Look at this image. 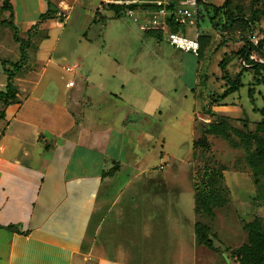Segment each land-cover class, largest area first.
I'll return each instance as SVG.
<instances>
[{
	"label": "rangeland",
	"instance_id": "obj_1",
	"mask_svg": "<svg viewBox=\"0 0 264 264\" xmlns=\"http://www.w3.org/2000/svg\"><path fill=\"white\" fill-rule=\"evenodd\" d=\"M51 2L67 10L69 18L64 25L67 31L73 30L81 38L88 32L89 44L93 45H89L91 50L81 51L87 62L105 56L128 60L121 65L119 73L126 77L133 95L151 102L160 98L162 110L155 144L144 142L130 149L122 162L114 161L109 181L98 193L84 249L88 251L96 240L105 251L122 253L124 258L121 259L136 264H228L226 257L230 264H239V248L248 241V222L258 217L264 228V166L258 172L241 145L234 147L228 139L216 134L206 135L209 150L194 149L193 142L204 136L210 116L207 115V119L198 115L201 99L196 98L194 107L195 99L181 81L192 84L200 61L197 57L201 59L200 82L195 92L199 97L207 92L208 78L220 80L227 74L228 78L235 79L234 70L241 69V48L247 36L254 31L259 38L264 37V0H231L230 15L225 14L224 7H211V12L204 13L199 20L198 29L207 33L201 51L195 55L197 57L190 56V60L164 38H156L150 32L146 35L125 13L116 16L106 0ZM32 3L33 0H29L28 6ZM215 3L220 6L222 1ZM13 4L14 12L23 16V0ZM102 8L104 10H100ZM1 18L0 14V21ZM27 23L28 20L22 19L20 29H25ZM46 24L53 32L60 28L54 25V20ZM3 28L6 35L11 34L9 27L4 25ZM197 31L196 25H190L185 34L195 38ZM63 40L57 43L54 35L42 46L54 45L60 51ZM8 52L9 60H20L19 44L10 45ZM135 59L141 62L138 64ZM150 61L160 65L159 69L150 71ZM179 61L182 66L187 65L188 71L184 67L181 81L179 78L174 81L172 73ZM69 73L62 72L66 76ZM263 74V69L244 72L245 84L238 92L246 109L230 114L242 119V122L231 121L232 125L244 128L247 123V127L254 129L262 119L261 113L252 106L264 105V83L250 85L248 81L253 82L254 77L257 82H264ZM250 86H253L252 95H249ZM208 107L211 108L207 106L202 110L210 111ZM233 138L239 140L234 134ZM252 148L255 150L256 145ZM207 164L221 165L224 173L222 196L220 203L213 206V216L195 210L194 184L203 183L202 174ZM198 221L210 227L214 249L199 244L195 230ZM95 263L96 258H93L89 264Z\"/></svg>",
	"mask_w": 264,
	"mask_h": 264
},
{
	"label": "crops",
	"instance_id": "obj_2",
	"mask_svg": "<svg viewBox=\"0 0 264 264\" xmlns=\"http://www.w3.org/2000/svg\"><path fill=\"white\" fill-rule=\"evenodd\" d=\"M28 1L23 0L24 15L20 16L14 12L13 2L17 0H10L19 36L27 45L23 66L13 78L17 98L7 105L0 102V112H4L0 118V264H89L93 258L95 264H136L121 259L122 253L105 251L96 240L86 251L84 242L98 193L109 181L111 174L106 173L114 161L122 162L130 149L144 142L155 144L162 111L160 98L151 102L133 95L126 77L119 73L126 59L105 56L87 62L81 51L91 50V38L87 31L81 38L75 31L66 30L69 14L65 22H57V12L63 6L54 2L55 15L41 21L49 0H33L31 6ZM4 2L0 0V8ZM0 14L1 19L9 18L7 10ZM22 19L28 20L25 29H20ZM48 20L60 26L57 32L50 31ZM4 25L10 28L0 25V89L8 81L2 61H10L6 57L10 45L20 47L13 30L10 28L11 34L6 35ZM199 25L200 21L197 30L205 37L207 33L200 31ZM54 35L57 43L64 38L60 51L54 45L42 46ZM182 54L188 59L197 57ZM197 58L200 61L192 84L180 80L184 67L188 71L180 61L173 69L174 81L179 78L191 91L194 107L201 99L198 115H209L208 122L215 114L242 122L233 115L239 110L245 112L238 91L245 84L242 76L248 70H234L241 73L242 85L222 98L218 96L229 86L228 80L224 76L220 80L208 78L207 92L201 98L195 93L200 82L201 59ZM148 63L152 72L160 67ZM67 66L74 68L68 71ZM63 71L70 73L66 76ZM70 79L74 84L66 86ZM253 79L248 84L264 83ZM252 89L250 86L249 95ZM207 106L211 114L202 110ZM261 107L252 109L259 111Z\"/></svg>",
	"mask_w": 264,
	"mask_h": 264
},
{
	"label": "trees",
	"instance_id": "obj_3",
	"mask_svg": "<svg viewBox=\"0 0 264 264\" xmlns=\"http://www.w3.org/2000/svg\"><path fill=\"white\" fill-rule=\"evenodd\" d=\"M49 7L45 13L40 15V20H45L48 18H52L54 12L57 9V6L52 4L49 0ZM231 3V0H223L220 6H217L216 3L213 1L211 5L207 7L208 13L211 12V7L213 9L216 8H225V14H228V7ZM143 6L153 7V5L149 2H145L142 4ZM111 8L115 11L116 16H120L124 13V10L128 5L126 4H118L110 2ZM130 6V5H129ZM133 7H135L133 5ZM7 10L9 11V18L1 19L2 24H7L13 30L14 39L20 42V51H21V58L18 61H8L3 60L4 70L8 74V81L4 89H0V102L4 105L11 103L17 98L16 95V88L13 82V78L15 77L16 73L21 69L23 63L25 61V48L27 45V41L24 38L19 36V30L13 20V6L10 0H5L4 5L0 8V12ZM203 16V15H202ZM213 20V16H211V21ZM252 21V20H251ZM169 29L171 31L181 32L184 33L186 31V27L183 24L178 22H171ZM150 32L151 35L159 38H163V31L160 29H150L146 30ZM200 41V51L202 47V43L204 40L203 34L199 35ZM259 47L261 50V54L264 56V37L259 39ZM199 51V52H200ZM249 51L247 42L244 43V46L241 48V57L242 60L246 53ZM9 64V67L7 66ZM250 69H263L264 70V63L261 62H254L252 66H242L241 71L250 70ZM241 73L236 74L235 79L228 78L227 74L224 75L227 78L229 86L225 89V91L219 95V98H222L228 95L231 92H234L240 88L242 85L241 81ZM264 75V74H263ZM264 98V95H263ZM207 112H210L211 109L207 108ZM259 112L262 115V119L259 120L255 128L247 127V123L245 124L244 128L237 127L231 124V121L224 116H218L217 114L214 115V119L210 122H207V125L204 129V136L194 140L193 147L194 149L202 148L204 150L210 149V141L207 138V134H216L222 136L234 146H242L246 152L248 161L252 164L257 166V171L261 172L264 166V105L259 108ZM4 116V112H0V118ZM247 128V129H245ZM233 134L236 135L239 140H235L233 138ZM253 144L256 145V149L253 150ZM113 170H110L106 174L112 173ZM198 176V174H197ZM203 176V183L201 185L194 184L196 188L195 193V210L198 213L207 214L209 216L214 215V208L213 206L216 204L218 205L219 199L222 196V182L224 179L223 167L219 165L218 167H213L210 165H206L204 168ZM249 228L248 234V241L239 248V264H264V228L262 226L261 221L256 217L252 221L248 222L247 224ZM196 236L199 244L208 247L209 249H214V245L210 239V227L198 221L195 225Z\"/></svg>",
	"mask_w": 264,
	"mask_h": 264
},
{
	"label": "built area",
	"instance_id": "obj_4",
	"mask_svg": "<svg viewBox=\"0 0 264 264\" xmlns=\"http://www.w3.org/2000/svg\"><path fill=\"white\" fill-rule=\"evenodd\" d=\"M109 3H118L128 5L124 13L130 16L144 30L160 29L163 31V38L174 48L186 53L198 55L200 51V32L197 31V37H189L184 33L171 31L169 29L171 22L183 24L186 28L190 25L198 24L200 17L208 12L207 7L214 0H106ZM223 1V0H221ZM149 2L153 7L143 6ZM130 5V6H129ZM133 5L135 7H133ZM57 22L63 23L67 20L68 13L65 8H60L57 12ZM246 39L249 51L241 60L242 66H252L254 62L264 63V56L259 47V36L256 32H250ZM73 66H67L68 71L73 70ZM74 84L70 79L66 86Z\"/></svg>",
	"mask_w": 264,
	"mask_h": 264
},
{
	"label": "water",
	"instance_id": "obj_5",
	"mask_svg": "<svg viewBox=\"0 0 264 264\" xmlns=\"http://www.w3.org/2000/svg\"><path fill=\"white\" fill-rule=\"evenodd\" d=\"M226 260H227L228 264H230V260H229V258H228V257H226Z\"/></svg>",
	"mask_w": 264,
	"mask_h": 264
}]
</instances>
